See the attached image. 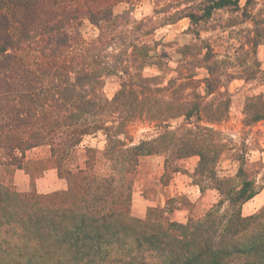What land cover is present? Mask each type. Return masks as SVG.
Wrapping results in <instances>:
<instances>
[{"label": "trees", "instance_id": "1", "mask_svg": "<svg viewBox=\"0 0 264 264\" xmlns=\"http://www.w3.org/2000/svg\"><path fill=\"white\" fill-rule=\"evenodd\" d=\"M123 1L0 0V264H264V204L242 213L260 187L215 127L229 116L233 79L264 80L257 57L264 0L186 3L185 14L166 18H188L194 36L176 50L173 68L155 53L159 43L146 41L156 29L152 17L113 13ZM83 17L99 29L91 41L80 35ZM107 48L118 50L114 60ZM146 67L178 77L160 86ZM112 74L121 81L109 99L102 80ZM179 76L203 85L186 93V81L175 85ZM244 115L246 125L264 120V94L247 97ZM134 123L153 132L135 140ZM98 132L103 149L85 147L82 164H72L73 150ZM39 145L48 146L65 189L19 192L5 181L7 166L22 168L18 152ZM227 151L239 164L220 175ZM145 155H162L164 172L196 156L193 182L201 193L215 189L217 200L185 222L159 206L133 216V175Z\"/></svg>", "mask_w": 264, "mask_h": 264}, {"label": "rangeland", "instance_id": "2", "mask_svg": "<svg viewBox=\"0 0 264 264\" xmlns=\"http://www.w3.org/2000/svg\"><path fill=\"white\" fill-rule=\"evenodd\" d=\"M190 1L191 0H126L112 5V11L117 15H125V17L130 21L140 20L144 17H152L154 19V26H156V29L152 34L146 37V41L147 43H149V45H153V41H157L159 45L157 46L155 53L158 55H166V58L169 59V66L173 68L177 65V61L181 58V55L177 53L176 50H178L179 47L186 45V43L194 41V36L191 33H186V29L190 25V21L188 18L182 17L174 23L165 24L166 18L185 14L187 5L186 3ZM193 1L197 2L201 0ZM243 1L244 0H241V2ZM177 10L178 12L175 13V11ZM217 18L218 14L214 16V19ZM125 26V24H122L120 25L119 29H123ZM204 28H206V25H204L203 28L200 29L201 35H208L209 33H211L210 31H205ZM78 29L81 37L85 41H91L95 39L99 34V29L86 17H83L81 19V24L79 25ZM117 51L118 50L113 48H107L104 53L106 55H111V57H109L111 58V60L113 55L114 60V55L118 54ZM257 57L260 60L261 67L264 69V39L257 48ZM143 74L157 75V81L160 82V86L170 85V83H168L169 79L178 77V74L173 70L165 69L164 72H160L155 67H146L143 70ZM202 75V72H200L196 76V79L201 78ZM102 81V91L104 93V96L109 99L112 98L119 88L121 78L118 75L114 74L105 75L103 76ZM184 81H186V93L190 91V87L192 85H203L199 80L189 84L190 81H188V79L185 80L183 79V77L180 78V76L177 79L175 85L178 83H183ZM199 89L200 88H198V90ZM228 91L231 94L229 116L225 121H222L219 124L215 125V127L222 131L224 136L231 141V144H234L235 147H237V149H235L237 153H240L244 156L246 161L244 167L250 171L248 173V176L251 177L252 175L256 181V184L260 187L259 194L255 198L248 200L242 206V213L244 215H248L256 212L264 204V120L246 125L244 123V104L247 97L257 94H264V80H253L245 82L242 79L236 78L229 83ZM130 129L135 140L141 138L145 133L153 132L151 128L141 123L132 124L130 126ZM89 137L90 136H85L80 144L73 150L71 156L72 164L76 162L82 164L85 156V147H95L88 144L87 141ZM95 137L97 138V140L103 141L104 146L103 134L101 132H98ZM233 151H227L221 156L220 161L217 165L218 173L220 175H231L235 173L239 161H236ZM17 155L20 158L19 162L21 163L22 169L30 173L31 177L41 174L46 168L53 167V164L48 161L49 148L47 145H39L27 149L23 152V154L18 152ZM159 156L164 163L163 156ZM186 161L184 162V164H182L183 166H189L192 163L190 159H186ZM142 163L143 162H139L137 170L133 175L134 183L132 191L137 190L136 188L139 187L141 183H144L142 189L144 190V194L148 196L150 192L154 191V186L146 185L147 183L145 184L147 172H145L144 166L142 167ZM183 166L179 167V169L183 170ZM16 169H18V167H16L15 165H10L3 170L5 181L12 183L13 173ZM193 172L194 170L187 172V176H189V179L192 181L193 179L198 178L194 175ZM172 173L173 171L171 170L165 171L159 178V182L161 184H166L169 181ZM217 198V191L215 189L208 188L202 192V196L197 203L190 202L184 195H178L173 198L167 199L166 207L169 209V211H171L174 207L179 205L187 210V217L189 215L196 216L199 215L203 210H205L211 203L215 202ZM156 203V206L160 207V200ZM149 207L153 206H148V208ZM187 217L185 218L184 222L186 221Z\"/></svg>", "mask_w": 264, "mask_h": 264}, {"label": "crops", "instance_id": "3", "mask_svg": "<svg viewBox=\"0 0 264 264\" xmlns=\"http://www.w3.org/2000/svg\"><path fill=\"white\" fill-rule=\"evenodd\" d=\"M87 142L98 149L103 148V141L97 140L96 137L90 136ZM186 159H190L192 162L189 166L182 165ZM197 159L198 158L196 156H190L178 160V166H183L182 168L184 171L180 169L178 171H174L171 174L169 181L166 184H161L159 182V178L163 175L164 168L160 156H142L139 162H145L144 165L142 163V167L144 166V170L147 172L145 184L147 183L146 185H153L154 191L150 192L148 196L145 195L144 190L142 189L144 183H141V185L136 188L137 190L132 191V215L139 218L144 217L148 206H156V202L159 200L161 202L160 207L168 209L166 207V200L178 195L186 196L192 203L199 202L202 193L200 192L198 186L189 179V176H187V172L194 170ZM12 184L19 192L28 191L33 187L38 193L62 190L67 186L66 180L58 175V172L54 167L46 168L41 174L36 175L33 180L30 173L22 168H18L13 173ZM258 194H256L253 198H255ZM169 215L171 219L175 221L184 222L187 217V210L178 205L169 212Z\"/></svg>", "mask_w": 264, "mask_h": 264}]
</instances>
